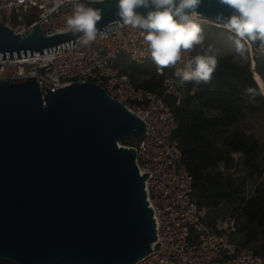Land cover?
<instances>
[{"label": "water", "instance_id": "1", "mask_svg": "<svg viewBox=\"0 0 264 264\" xmlns=\"http://www.w3.org/2000/svg\"><path fill=\"white\" fill-rule=\"evenodd\" d=\"M117 2L86 1L101 10L98 33L118 28ZM197 11L222 23L233 14L220 0H202ZM39 23L19 34L0 21V60L75 46L71 31L47 36ZM146 129L95 82L53 88L37 77L1 79L0 259L136 264L160 249L145 190L150 173L141 175L137 150L120 143Z\"/></svg>", "mask_w": 264, "mask_h": 264}, {"label": "built area", "instance_id": "2", "mask_svg": "<svg viewBox=\"0 0 264 264\" xmlns=\"http://www.w3.org/2000/svg\"><path fill=\"white\" fill-rule=\"evenodd\" d=\"M66 1L72 0H0V21L19 34L39 22L47 36L64 33L70 31L66 22L74 7ZM86 1L82 0L87 5ZM118 25L113 32L98 33L88 45L77 40L75 46L55 53L0 60V81L37 77L53 88L64 82L92 81L147 124L146 133L128 147L137 150L140 174L150 173L145 190L157 223L155 244L162 245L136 264H264V252L241 245L237 216L213 218L212 207L198 201L194 177L174 137L178 121L169 102V98L177 105L182 101L174 73L183 64L157 71L141 30ZM247 45L253 61L264 58L260 43ZM196 54L192 49L185 61ZM122 57L152 65L164 76L162 92L137 85L119 68Z\"/></svg>", "mask_w": 264, "mask_h": 264}, {"label": "clouds", "instance_id": "3", "mask_svg": "<svg viewBox=\"0 0 264 264\" xmlns=\"http://www.w3.org/2000/svg\"><path fill=\"white\" fill-rule=\"evenodd\" d=\"M72 3L74 7L67 19V28L83 44H91L98 35L101 10L82 0H72ZM201 3L202 0H118L117 15L119 23L141 30L157 71L181 63L183 67L174 73L181 85L193 81L207 83L217 67L218 50L209 45L185 61V56L196 45H203V30L196 19ZM220 3L233 9L223 26L235 34L236 51L243 55L245 44L257 41L264 48V0H220ZM141 7L150 10L144 15L137 11ZM254 78L259 92L252 88L247 91L253 96L264 95V83L258 77Z\"/></svg>", "mask_w": 264, "mask_h": 264}, {"label": "trees", "instance_id": "4", "mask_svg": "<svg viewBox=\"0 0 264 264\" xmlns=\"http://www.w3.org/2000/svg\"><path fill=\"white\" fill-rule=\"evenodd\" d=\"M32 22L30 18L28 20ZM258 45L260 42H252ZM217 67L209 82H187L188 96L179 105L174 102L172 106L177 117L178 127L175 131V139L180 143L185 161L194 177V186L197 191L199 203L207 204L211 207L219 206L224 199L231 195L221 184V181L214 177L209 170L214 168L218 161L214 155L219 153L216 140L211 136L219 135L223 130L218 128L232 123H237L244 117L242 112L243 89L252 88L259 92L257 83L254 80L251 67L239 66L231 56L216 57ZM256 70L264 75V58H257ZM150 71L153 77H158V82L154 84L139 85L148 90L156 92L158 87H162L164 76L158 75L155 68ZM148 72V71H146ZM178 80V78H177ZM159 91V93H161ZM264 105V96H253ZM205 110H216L219 114L215 116L206 115ZM236 138L237 146L235 151L247 153V143L241 138ZM134 142L131 143V145ZM253 144L258 147L256 141ZM234 145V142L229 146ZM243 201L241 207L243 215L249 224L264 226V200L256 197ZM254 237L247 235V244L252 242ZM0 264H14L10 261L0 259Z\"/></svg>", "mask_w": 264, "mask_h": 264}, {"label": "rangeland", "instance_id": "5", "mask_svg": "<svg viewBox=\"0 0 264 264\" xmlns=\"http://www.w3.org/2000/svg\"><path fill=\"white\" fill-rule=\"evenodd\" d=\"M32 11L34 14L38 13L37 9ZM196 19L202 27L204 36L203 45L194 47L197 53L206 50L209 45H213L218 50L216 57L231 56L239 66L251 67L253 60L247 43L245 44L246 50L242 55L236 51L235 34L225 29L222 23L203 17H196ZM118 65L122 71L131 75L137 85L154 84L159 80L158 77L152 76L150 72L152 67L149 64L141 65L129 58L122 57L118 60ZM261 77L264 80V75ZM176 88L181 93L182 100L188 96V88L185 84L181 85L177 80ZM161 90L162 87L160 86L156 92ZM247 90L243 89L242 91L245 94L242 108L244 117L237 123H228L218 128L223 130V133L211 136L212 139L216 140L219 151L214 155V158L219 161L209 172L221 181V184L231 195L228 199H224L219 206L212 207V216L213 218L237 216L241 245L250 247L258 253H263L264 226L249 224L241 210L242 200L247 201L256 197L264 200V105ZM262 96L259 95V97ZM169 102L174 105L172 98H169ZM205 112L210 117L219 114L216 110H205ZM233 136H239L247 143V153L234 150L238 144ZM254 141L258 143V147L253 144ZM132 142L134 139L128 138L120 143L132 146ZM232 142L234 145L229 146ZM248 234L254 237V240L247 244Z\"/></svg>", "mask_w": 264, "mask_h": 264}, {"label": "bare ground", "instance_id": "6", "mask_svg": "<svg viewBox=\"0 0 264 264\" xmlns=\"http://www.w3.org/2000/svg\"><path fill=\"white\" fill-rule=\"evenodd\" d=\"M197 18H201L199 14H198ZM251 70H252V72H253V76H254V77H258L259 80L261 81V83H264L263 78L261 77V75H260V74L257 72V70H256V61H255V60L252 62ZM254 80H255V82H256V79H255V78H254ZM256 83H257V82H256ZM257 86H258V85H257ZM258 89H259V87H258Z\"/></svg>", "mask_w": 264, "mask_h": 264}]
</instances>
